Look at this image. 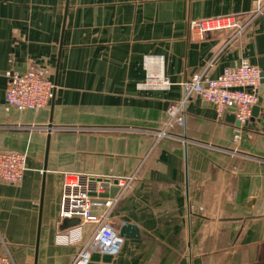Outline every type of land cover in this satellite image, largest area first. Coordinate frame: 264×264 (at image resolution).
Listing matches in <instances>:
<instances>
[{
  "label": "crops",
  "instance_id": "0c3cea01",
  "mask_svg": "<svg viewBox=\"0 0 264 264\" xmlns=\"http://www.w3.org/2000/svg\"><path fill=\"white\" fill-rule=\"evenodd\" d=\"M255 5L0 0V151L28 153L24 181L0 182V253L17 264L74 262L79 246L55 240L72 227L62 229L60 218L63 175L72 171L111 177L103 196L119 200L110 222L118 233L129 223L140 234L123 237L117 254L95 248L90 264H264V93L238 142L232 114L219 117L197 95L178 136L161 135L193 73L214 78L247 59L264 74V12L241 34L190 30L200 18L249 19ZM148 55L163 56L170 90L139 88ZM32 65L56 85L50 105L7 109L9 72Z\"/></svg>",
  "mask_w": 264,
  "mask_h": 264
},
{
  "label": "built area",
  "instance_id": "2783aa9c",
  "mask_svg": "<svg viewBox=\"0 0 264 264\" xmlns=\"http://www.w3.org/2000/svg\"><path fill=\"white\" fill-rule=\"evenodd\" d=\"M255 7L249 19L237 14H224L195 19L190 22V30L198 37L207 33L232 29L241 34L248 29L252 21L264 12V0H255ZM146 78L138 84L142 90L166 92L174 83L164 71L163 56L148 55L144 58ZM5 101L7 109L42 110L48 108L54 97L55 83L46 68L28 66L24 72L11 71ZM264 85L262 70L247 59L234 67H227L214 78L201 72L193 73L181 82L184 97L171 102L167 108V119L161 135L177 137L176 128L186 123V102L191 95H197L212 103L221 118L233 114L236 125L234 140L242 139L243 128L250 120L253 108L259 98V89ZM28 170L26 151H0V182L19 185L25 179ZM60 199V218H80V223L56 234L60 245L79 246L72 264H90L95 248L110 254L121 250L124 238L118 234L110 222V209L119 200L118 196L105 197L112 178L80 172H65ZM90 226L89 237L85 239V228ZM0 264H17L13 255L6 251L0 253Z\"/></svg>",
  "mask_w": 264,
  "mask_h": 264
},
{
  "label": "water",
  "instance_id": "95a60500",
  "mask_svg": "<svg viewBox=\"0 0 264 264\" xmlns=\"http://www.w3.org/2000/svg\"><path fill=\"white\" fill-rule=\"evenodd\" d=\"M25 70H22L21 72H24ZM264 93V86H261L259 89V94L262 95ZM210 105H212V103H209ZM231 120L233 122H235L236 125H239L240 122L239 121H235V117L232 114V116L230 117ZM78 223H80V218H70V219H66L62 225V229H65L67 227L73 226V225H77ZM120 236L122 237H130V238H137L139 237V229L135 226V225H131L129 223H125L120 227L119 233Z\"/></svg>",
  "mask_w": 264,
  "mask_h": 264
},
{
  "label": "rangeland",
  "instance_id": "374dc122",
  "mask_svg": "<svg viewBox=\"0 0 264 264\" xmlns=\"http://www.w3.org/2000/svg\"><path fill=\"white\" fill-rule=\"evenodd\" d=\"M151 91V90H150ZM153 91V90H152ZM154 91H156V90H154Z\"/></svg>",
  "mask_w": 264,
  "mask_h": 264
}]
</instances>
